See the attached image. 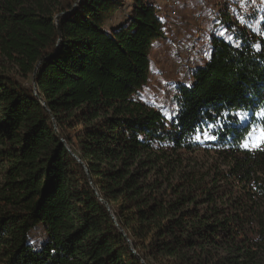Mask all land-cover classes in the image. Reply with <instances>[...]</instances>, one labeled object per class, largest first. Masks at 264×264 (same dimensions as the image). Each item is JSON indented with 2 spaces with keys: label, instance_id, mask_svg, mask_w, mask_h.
I'll return each mask as SVG.
<instances>
[{
  "label": "trees",
  "instance_id": "16d2710c",
  "mask_svg": "<svg viewBox=\"0 0 264 264\" xmlns=\"http://www.w3.org/2000/svg\"><path fill=\"white\" fill-rule=\"evenodd\" d=\"M126 5L0 0L1 54L40 62L37 90L0 71V264H264V148L241 146L264 126V23L224 13L166 114L143 93L164 20ZM202 149L227 168L184 170Z\"/></svg>",
  "mask_w": 264,
  "mask_h": 264
},
{
  "label": "rangeland",
  "instance_id": "374dc122",
  "mask_svg": "<svg viewBox=\"0 0 264 264\" xmlns=\"http://www.w3.org/2000/svg\"><path fill=\"white\" fill-rule=\"evenodd\" d=\"M155 11L164 20L165 38L151 51L152 75L143 93L146 100L163 109L169 114L174 104L172 98L179 84H189L193 81L195 69L206 63L211 53L209 40L215 35L227 36L222 16L224 13L233 15L249 28H258L264 23V0H151ZM133 0H126L125 10H129ZM178 14L173 18L172 11ZM123 19L120 13L116 23ZM199 35L200 37H196ZM189 45H194L195 52L187 55ZM0 71L17 75L26 84H33V76L25 78L20 75L18 68L0 51ZM31 77V78H30ZM34 86V84H33ZM261 127L253 128L246 141L255 140ZM184 170L189 164L196 168L197 176H206L216 169H225L228 164L225 156L217 150H199L184 154Z\"/></svg>",
  "mask_w": 264,
  "mask_h": 264
},
{
  "label": "snow or ice",
  "instance_id": "6c2138e0",
  "mask_svg": "<svg viewBox=\"0 0 264 264\" xmlns=\"http://www.w3.org/2000/svg\"><path fill=\"white\" fill-rule=\"evenodd\" d=\"M248 95L251 96L252 93L249 92ZM224 115L227 118V113H224ZM233 115H238V116L241 117V119L244 118L243 113H238L237 112V113H233ZM258 115L264 116V110L259 112ZM168 118L172 119L171 116H169ZM210 128H215V125L214 124L213 125H209L208 128H205L203 130V139L215 140V139L218 138L215 134H213V133H211L209 131ZM194 139L197 140V141H200L202 139L200 129L196 130ZM241 146L244 147L245 149H248V150H255L257 148H264V126L261 127V129L259 131V134L256 136L255 140H253V141H244Z\"/></svg>",
  "mask_w": 264,
  "mask_h": 264
},
{
  "label": "water",
  "instance_id": "95a60500",
  "mask_svg": "<svg viewBox=\"0 0 264 264\" xmlns=\"http://www.w3.org/2000/svg\"><path fill=\"white\" fill-rule=\"evenodd\" d=\"M39 64H40V62L38 63V65H37L36 68H35V73H36V70H37ZM35 73H34V76H33V84H34V89L37 90V83H36V79H35ZM43 103L45 104L44 101H43ZM54 125H55V127H56V129H57V126H56L55 121H54ZM65 145H66L68 151H70V152L73 154V156H74L79 162L83 163L82 160H81L76 154H74V153L72 152L71 147H70L66 142H65ZM106 204H107L108 208H110V207H109V204H108V203H106ZM122 231H123V229H122ZM126 238H127L128 240H130L129 237H128L127 235H126ZM134 252H136V251L134 250Z\"/></svg>",
  "mask_w": 264,
  "mask_h": 264
},
{
  "label": "built area",
  "instance_id": "2783aa9c",
  "mask_svg": "<svg viewBox=\"0 0 264 264\" xmlns=\"http://www.w3.org/2000/svg\"><path fill=\"white\" fill-rule=\"evenodd\" d=\"M177 14H178L177 10H173V11H172L173 18H175V17L177 16ZM196 37L198 38V37H200V36L197 35ZM209 42L212 43V38L209 40ZM185 51H186L185 53H186L187 55H189V56L192 55V54H194V52H195L194 45H189V46L186 48Z\"/></svg>",
  "mask_w": 264,
  "mask_h": 264
}]
</instances>
